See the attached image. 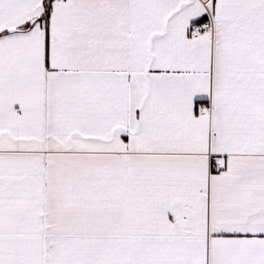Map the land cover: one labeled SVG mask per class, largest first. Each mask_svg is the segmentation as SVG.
Returning <instances> with one entry per match:
<instances>
[{
  "label": "snow or ice",
  "instance_id": "1",
  "mask_svg": "<svg viewBox=\"0 0 264 264\" xmlns=\"http://www.w3.org/2000/svg\"><path fill=\"white\" fill-rule=\"evenodd\" d=\"M0 264H264V0H0Z\"/></svg>",
  "mask_w": 264,
  "mask_h": 264
}]
</instances>
